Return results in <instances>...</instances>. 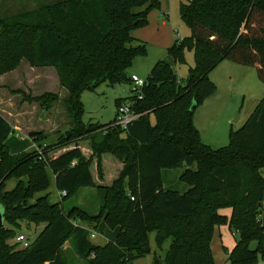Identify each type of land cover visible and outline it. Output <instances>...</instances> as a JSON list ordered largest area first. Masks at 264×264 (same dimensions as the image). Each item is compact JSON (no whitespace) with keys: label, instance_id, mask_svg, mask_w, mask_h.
Listing matches in <instances>:
<instances>
[{"label":"trees","instance_id":"trees-1","mask_svg":"<svg viewBox=\"0 0 264 264\" xmlns=\"http://www.w3.org/2000/svg\"><path fill=\"white\" fill-rule=\"evenodd\" d=\"M160 8L161 0H53L4 17L0 3V76L24 60L56 69L68 92L64 104L71 134L63 140H90L101 179L105 155L122 165L112 184L102 187L91 170L92 158L78 144L55 156L49 150L28 152L30 140L16 137L0 114V207L12 227L0 228V264H69L67 242L86 264H134L150 252L149 232L159 248L171 240L164 264H216L212 242L224 225L239 235L227 254L231 264H264V98L244 127L231 134L229 146L219 150L202 142L191 111L193 103L197 109L215 94L210 74L224 60L256 67L264 83V0H184L180 17L191 37L177 40L168 55L177 64L185 61L186 49L195 51L185 85L170 64L159 61L141 98L133 90L116 101L117 110L129 101L140 115L127 130L106 125L95 135L99 128L84 123V93L104 84H132L129 70L148 52L132 32L147 26L150 12ZM35 100L50 111L59 99L46 93ZM184 166L180 181L189 190H164L162 172ZM49 171L57 190L67 193L57 204L48 202ZM12 180L16 184L9 191ZM82 188L101 191L97 215L80 207L63 210V202ZM226 209L229 215L221 213ZM73 220L95 228L104 223L117 236L94 245L89 231ZM21 222L43 229L28 247L14 250L8 241Z\"/></svg>","mask_w":264,"mask_h":264},{"label":"rangeland","instance_id":"rangeland-1","mask_svg":"<svg viewBox=\"0 0 264 264\" xmlns=\"http://www.w3.org/2000/svg\"><path fill=\"white\" fill-rule=\"evenodd\" d=\"M50 2L53 0H0L1 13L4 17L13 16L37 9ZM183 2L184 0H161L160 10H153L149 15L147 26L139 28L143 29L140 32L147 39L145 42L148 52L146 56L134 60L129 70L131 76L136 75L146 80L155 64L164 60L172 65L181 85H185L190 70L195 66V51L192 48L186 49L185 61L177 64L168 55V50L173 46L175 40L183 41L191 37V30L181 21L180 17V5ZM59 76V72L54 68L39 69L25 60L22 61L17 70L0 76V110H4L11 118L15 119L21 129L17 132L14 131L18 137L30 140L32 148L28 152L42 154L49 150L50 155L55 156L76 144L81 145L87 158H92L91 170L97 183L102 187L109 186L119 176L122 168L119 164L121 163L113 156L105 155L102 168L103 178L101 179V172L97 168V156L92 152L90 140H79L70 144L63 140L65 132L68 131L71 134V131L67 127L64 128L66 122L67 124L70 122L64 104L68 92L61 87ZM210 80L215 85V94L205 99L195 110L193 121L200 132L202 142L214 150H219L229 146L231 134L242 129L253 115L264 98V83L259 79L256 67L241 66L228 60L222 61L211 72ZM133 90L134 86L131 83L114 87L104 84L96 92L84 93L82 95L85 110L84 123L87 126L99 128L95 135L103 132L106 125H111L114 128L113 120L117 114L116 101L129 98ZM46 92L56 95L59 99L53 104L50 111H44L41 104L35 100L36 97L46 94ZM52 110H54V116L57 119L55 128L49 127V125H45V127L36 125L39 113L43 117ZM185 169L186 166L174 170H164V187L170 191L186 193L190 187L180 181V176ZM49 173L48 202L57 204L62 202V192L57 190L53 174ZM14 183V180L7 183L9 191L13 188ZM102 196L101 191L97 189L82 188L74 198L65 200L62 208L68 212L73 207H80L95 216L100 211ZM221 213L229 215L231 210L226 209ZM72 222L75 226L86 228L90 237L95 233L96 237L92 238V242L97 246L113 242L117 236V232L104 228L100 230L93 227V224L84 221L73 220ZM4 228L12 229L6 220ZM42 229L43 225L35 227L27 222H21V229L17 231L16 237L8 243L14 250H23L24 247L17 238L26 236L30 241H34ZM237 238L239 235L234 237L227 225L216 229L212 242L216 264H231L227 254L234 248ZM148 239L150 252L145 257L137 259L134 264H164L171 240L159 248L154 232L148 233ZM262 242L264 241L262 240ZM255 246L256 243L252 245V248ZM64 251L69 264H86L85 261L78 258L71 242L66 243ZM259 264L262 262L260 261Z\"/></svg>","mask_w":264,"mask_h":264},{"label":"built area","instance_id":"built-area-1","mask_svg":"<svg viewBox=\"0 0 264 264\" xmlns=\"http://www.w3.org/2000/svg\"><path fill=\"white\" fill-rule=\"evenodd\" d=\"M131 80H132V85L134 86V90L137 94V96H139V98H141V92L142 90L146 87V81L139 78L136 75L131 76ZM140 117L139 114L136 113V111L133 109V104L131 102H125L124 104H122L118 110H117V114H116V121H115V126H118L119 128L123 129V130H127L129 128V126L136 121L138 118ZM67 195V193L65 191H63L61 193V198H64ZM132 201H134V198H132ZM96 235L95 233H93L91 235V239L95 238ZM18 242L21 243L23 245L24 248L28 247L32 241H30L26 236H19L17 238Z\"/></svg>","mask_w":264,"mask_h":264},{"label":"crops","instance_id":"crops-1","mask_svg":"<svg viewBox=\"0 0 264 264\" xmlns=\"http://www.w3.org/2000/svg\"><path fill=\"white\" fill-rule=\"evenodd\" d=\"M40 1H42V0H40ZM2 9V8H1ZM152 12V11H151ZM151 12H150V14H151ZM149 14V15H150ZM150 17V16H149ZM148 21H149V19H148ZM162 24L164 25L165 24V22L163 21L162 22ZM146 27V26H145ZM140 30H143V29H136V30H134L133 32H132V36H133V38L134 39H136V40H139V41H142V42H144V43H146L145 42V40H147L145 37H144V34L142 33V32H140ZM176 41L177 40H175V42H174V44L176 43ZM173 44V45H174ZM164 61V60H163ZM166 63H168L167 61H165ZM168 64H170V63H168ZM171 65V64H170ZM172 66V65H171ZM173 68V67H172ZM39 69H50V68H39ZM45 72V71H44ZM46 93H49V92H46ZM48 114H45L43 117H41L40 116V113L38 114V116H37V118H38V120H36V125H42V126H44L45 127V125H49V127H56V125H57V119L55 118V116H54V110H52L50 113L49 112H47ZM0 114L8 121V123L12 126V128L14 129V131L15 132H17V131H19V130H21L20 128H19V126L16 124V122H15V119L14 118H11L7 113H5V111L4 110H0ZM12 120V121H11ZM69 121V120H68ZM65 123V122H64ZM68 123H70V122H68ZM48 127V128H49ZM65 127H69V124H67V122H66V126H64V128ZM14 135L16 136V137H18V134H16V133H14ZM75 147V145L74 146H72V147H70V148H68V149H65V151L66 150H69V149H72V148H74ZM79 148L82 150V152L84 151V148H83V146H81V145H79ZM83 154L86 156V154L83 152ZM87 157V156H86ZM105 162V161H104ZM119 165H121V164H119ZM121 167H122V165H121ZM49 172H51V171H49ZM50 174V173H49ZM54 177V176H53ZM162 178H163V187H164V171L162 172ZM15 182V181H14ZM16 184V182L13 184V187H14V185ZM164 190H166V191H170V190H168L167 188H165L164 187ZM180 194H184V193H180ZM107 229L108 230V228L106 227V225L104 224V223H101L100 225H99V227H98V229ZM114 232H117V231H114ZM100 236H102L101 234H100ZM103 237V236H102ZM91 241H92V239H91Z\"/></svg>","mask_w":264,"mask_h":264},{"label":"water","instance_id":"water-1","mask_svg":"<svg viewBox=\"0 0 264 264\" xmlns=\"http://www.w3.org/2000/svg\"><path fill=\"white\" fill-rule=\"evenodd\" d=\"M196 107H197V104L196 103H193V105L191 107V111L194 112L195 109H196ZM65 136H66V138H69L70 132L66 131L65 132ZM3 215H4V211L0 207V228H3L4 227V218H3Z\"/></svg>","mask_w":264,"mask_h":264}]
</instances>
